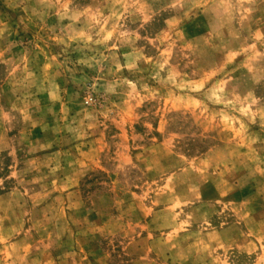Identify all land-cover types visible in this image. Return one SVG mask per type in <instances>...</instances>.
Wrapping results in <instances>:
<instances>
[{"label":"rangeland","instance_id":"obj_1","mask_svg":"<svg viewBox=\"0 0 264 264\" xmlns=\"http://www.w3.org/2000/svg\"><path fill=\"white\" fill-rule=\"evenodd\" d=\"M0 264H264V0H0Z\"/></svg>","mask_w":264,"mask_h":264}]
</instances>
